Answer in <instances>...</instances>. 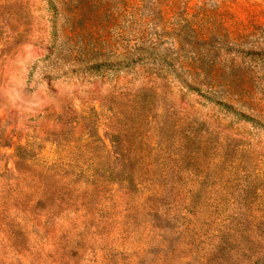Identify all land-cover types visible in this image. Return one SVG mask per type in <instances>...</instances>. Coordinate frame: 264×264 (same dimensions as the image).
<instances>
[{"label": "rangeland", "instance_id": "rangeland-1", "mask_svg": "<svg viewBox=\"0 0 264 264\" xmlns=\"http://www.w3.org/2000/svg\"><path fill=\"white\" fill-rule=\"evenodd\" d=\"M0 264H264V0H0Z\"/></svg>", "mask_w": 264, "mask_h": 264}, {"label": "trees", "instance_id": "trees-1", "mask_svg": "<svg viewBox=\"0 0 264 264\" xmlns=\"http://www.w3.org/2000/svg\"><path fill=\"white\" fill-rule=\"evenodd\" d=\"M94 68H99V66H95ZM242 116L243 118L247 119L244 115H240Z\"/></svg>", "mask_w": 264, "mask_h": 264}]
</instances>
